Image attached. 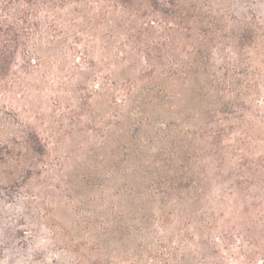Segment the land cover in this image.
<instances>
[{"label": "rangeland", "instance_id": "obj_1", "mask_svg": "<svg viewBox=\"0 0 264 264\" xmlns=\"http://www.w3.org/2000/svg\"><path fill=\"white\" fill-rule=\"evenodd\" d=\"M83 42L87 51L81 56L66 42L41 46L27 72L15 56L9 64L21 72V85L0 89V150L13 159L9 165L0 162V189L21 203L33 233L43 221L51 229L63 224L69 231L75 225L83 235L77 239L90 242L96 264H162L160 259L176 254L186 255L182 264H264V53L247 57L236 89H201L196 80L205 77L199 75L178 89L160 90L159 103L151 107L148 127L164 136L161 122L174 129L170 122L183 117L180 127L194 130L200 108L221 104L216 121L226 136L218 167L214 152L197 146L192 136L188 149L177 152L162 151L153 140L137 146L124 142L125 132L116 128L117 107L132 89L118 88L116 27L105 22L88 28ZM26 131L46 145L44 155L27 150ZM152 186L169 191L164 210L169 225L161 227L158 212L142 236L116 234V206L130 207L121 201L123 191L142 193ZM183 193L185 206L177 200ZM185 208L210 221L214 232L194 225L189 232L190 221L178 232L176 218ZM172 212L177 215L170 217ZM92 223L102 227L84 230ZM4 232L0 227V247L5 264H13L11 239ZM59 242L45 257L72 263L75 258Z\"/></svg>", "mask_w": 264, "mask_h": 264}, {"label": "trees", "instance_id": "obj_2", "mask_svg": "<svg viewBox=\"0 0 264 264\" xmlns=\"http://www.w3.org/2000/svg\"><path fill=\"white\" fill-rule=\"evenodd\" d=\"M105 22L116 27L118 88L132 89L117 107L116 128L125 132L124 142L137 146L153 140L154 147L177 152L188 149L185 143L192 136L197 146L205 145L207 151L214 152L211 158L216 166H222L225 150L220 143L226 129L216 121L221 104L200 108L194 130L180 127L183 117L170 122L174 129L161 122L164 136L162 131L148 127L152 125L151 107L159 103L160 90L178 89L199 75L205 77L202 83L196 80L195 86L201 89H236L238 71L247 57L264 53V0H0V89H17L21 85V72L9 64L15 56L25 64L21 70L26 72L36 62L41 46L66 42L72 54L81 56L87 51L85 42L81 45L87 29ZM132 118L134 123L129 124ZM25 135L28 151L34 155L46 153V145L36 133L26 131ZM9 154L0 150V162L8 160L9 165ZM141 191H123L121 201L130 207L122 202L116 206V234L142 236L150 226L148 219L158 212L161 227L169 225L164 212L169 191L153 186ZM184 196L183 193L177 198L182 206L187 204ZM181 212L175 223L181 226L178 232L187 221V231L194 225L204 228V232H214L210 221L194 216L191 209ZM176 215L172 212L170 217ZM26 219L21 203L10 200L0 189V227L6 239H11L7 249L14 252L13 264H58L45 255L62 239L66 240L59 242L61 249L75 258L69 264H96L90 257V242L77 239L83 235H78L75 225L69 231L63 224L51 229L50 223L43 221L33 233L35 227ZM91 225L84 230L102 227ZM210 245L219 243L211 240ZM4 250L0 247V264H5ZM182 260L188 261L186 255L176 254L159 262L182 264Z\"/></svg>", "mask_w": 264, "mask_h": 264}]
</instances>
